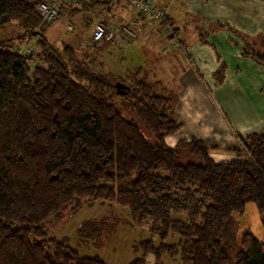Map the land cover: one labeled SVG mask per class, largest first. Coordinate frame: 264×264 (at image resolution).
<instances>
[{
	"label": "trees",
	"instance_id": "1",
	"mask_svg": "<svg viewBox=\"0 0 264 264\" xmlns=\"http://www.w3.org/2000/svg\"><path fill=\"white\" fill-rule=\"evenodd\" d=\"M40 1L0 0V30L15 33L0 38V264H105L43 229L50 216L83 199L126 207L134 224L147 223L159 235L158 245L139 241L142 255L129 264H143L147 254L156 264L163 254L178 255L182 264H264V241L252 233L241 236L234 254V237L229 245L223 241L232 212L246 201L264 212V119L261 131L236 134V159L214 161L208 151L218 145L194 136L168 146L165 137L182 123L166 88L147 81L140 65L131 78L93 71L88 49L109 52L113 43L91 36L82 56L70 44L51 45L44 37L49 22L34 11ZM111 3L88 1L104 12ZM85 9L82 4L71 14ZM169 21L165 12L164 21L150 23L167 33ZM24 41L31 49L21 53ZM241 55L264 66V39L260 48L245 40ZM225 68L221 63L213 71L216 84ZM115 96L133 99L125 105L131 117ZM187 154L195 161H183ZM99 224L86 221L79 232L95 238ZM170 231L180 239L164 243Z\"/></svg>",
	"mask_w": 264,
	"mask_h": 264
},
{
	"label": "crops",
	"instance_id": "2",
	"mask_svg": "<svg viewBox=\"0 0 264 264\" xmlns=\"http://www.w3.org/2000/svg\"><path fill=\"white\" fill-rule=\"evenodd\" d=\"M88 1L90 0L69 3L68 17L80 13L75 11L71 14V9H79L82 4L86 8L95 9L88 5ZM112 2V9L106 11L110 18L115 16V19L128 21L131 17L138 16L128 5L124 6L122 3L118 6L117 2ZM155 4L161 6L169 16V22L180 36L179 44L175 46L185 50L186 59L192 66L196 68L195 64L206 61L224 63L226 66L222 82L215 86V93L212 91L216 106L202 90L201 83L204 78L211 79L215 67L205 69V75H200V70L198 68L193 70L191 66L190 72L186 74V87L181 91V101L177 106L178 118L181 120L183 118L185 125L183 126L181 122L182 128L178 132L165 137L167 145L172 147L180 139L189 140L192 136L204 135L210 138V141L202 139L206 143L216 142V145L222 146L220 143L227 141L229 146H237L236 134L244 136L248 132L260 131L264 119V67L256 64L251 58L242 56L241 46L247 40L254 47H261L264 39V0H155ZM82 18L84 19L83 15ZM83 21L84 29H89L88 37L91 39V25L87 20H82V23ZM154 29L157 34L162 35L158 34V37L154 36L151 40L148 38L141 40L143 41L140 42L141 48L144 49L151 44L160 48L166 47L162 44L168 38L164 37L166 34L160 31L158 23L149 22L145 25V34L147 32V36L151 33L153 35ZM204 36L207 39L206 43L200 41ZM123 43L125 41L118 45ZM209 46L217 47V51L209 49ZM175 53L167 52L170 56L167 57L169 62L165 66L166 70H168L166 67L172 70L178 64L182 69L184 63L180 62V55ZM159 70L162 68L159 67ZM213 80L215 83L214 77ZM195 95L206 98L203 105L196 103ZM190 132L193 133L192 136L189 135ZM216 152L215 149H209L208 154L214 161H227L217 159L221 151ZM228 158L232 160L236 159V156Z\"/></svg>",
	"mask_w": 264,
	"mask_h": 264
},
{
	"label": "rangeland",
	"instance_id": "3",
	"mask_svg": "<svg viewBox=\"0 0 264 264\" xmlns=\"http://www.w3.org/2000/svg\"><path fill=\"white\" fill-rule=\"evenodd\" d=\"M153 2L156 6L155 0H153ZM122 3L125 6L124 2H117L118 6H120ZM69 5L70 4L62 5V10L64 11H61L60 14L58 12L59 15L57 14L52 21H49V24L44 31V37L51 45L55 46L56 48L70 44L74 46L76 52L82 56V54L86 53H82L83 48L85 46L89 47L93 45V42H90L88 37L89 29H84V21L82 23V20H86L82 18V15L84 16V12H88L89 10H85L82 13L80 12L76 15L68 17L67 9ZM158 8L162 7L159 6ZM162 10L164 9L162 8ZM92 11H100L101 14L107 18H110L106 12L101 9L99 10L92 8ZM134 11L135 10L132 9V12ZM117 20L120 21V18ZM148 23L149 22H146L145 25H148ZM145 25L143 27V33L136 39L126 38L114 42V45L110 46L109 52H98L94 49H91V51H89V57L94 56L95 60L91 61L89 67L95 72L102 71L103 73H116L123 76L129 75L131 78V74L133 73L135 66L140 65L145 70L140 71V73L145 74L147 81L155 82L158 89L165 87L166 92L172 95L174 112L178 118L179 114H177V106L181 101V91L184 89V87H186L187 84L186 74L187 72H190L192 65L186 59L185 50L179 49L177 47L179 41H176L174 38L170 37V39H165V42H163L162 45L166 47L163 48L156 47L153 44L148 46L145 44L146 47L144 49L141 48L140 42L143 43L141 40L146 38L151 40L152 37H158V34H160H157L156 30L154 29L153 35L151 33L149 36H147V32L145 34ZM68 26L70 29H68ZM6 29L12 30L10 26L6 27ZM11 33L12 31L3 33V31L0 30V38H10L15 34ZM165 34L166 36L164 37L166 38L167 33ZM1 35H4V38H2ZM122 41H125V43L118 45V43ZM24 42L25 43L23 46H19L18 49L21 53L31 49L30 43L27 41ZM189 49L190 47L187 49V51ZM209 49L217 51V47L213 48L212 46H209ZM167 50L175 51V54L178 53L180 55V62L184 63L181 66L182 69L179 68V64L172 70H170L168 67H166L168 70L165 69V66H167L169 62L167 57L170 56L167 54ZM218 64L220 63H211L210 61H206L197 63L195 65L197 66L196 68L200 70V75H205V69L209 70L213 67L216 69ZM227 65L230 67L229 63ZM159 67L162 68L161 71H158ZM192 68L193 70L196 69L194 66H192ZM130 78L128 77V79ZM201 83L202 90L207 93L212 101H214L212 98V91L215 93L214 88L217 84L216 82L214 83L213 75L210 80L204 78L203 81L201 80ZM109 93L110 92H108V94ZM191 98H193V96H191ZM113 99L118 105H121L122 107L124 106L122 110L126 113V115H129L130 117L132 116L125 106L126 104L132 102L133 99L131 97L115 96ZM194 99L198 105H203L206 100L204 96L198 97L196 95L194 96ZM215 101L213 104L216 106ZM179 120L184 126V119L182 118L181 120L180 118ZM189 135L192 136L193 133L190 132ZM196 137L210 141L208 136L202 135ZM216 144L217 143L215 142V145ZM220 144L222 146L218 145L216 148H212L217 150L216 153L221 151L218 154L217 159L228 160V157L235 156L233 155L234 152L232 151V147H237L238 145L229 146L227 141H224ZM231 151L232 153H230ZM183 159V161H195V158L188 154L185 155ZM172 218L184 220L186 216L185 214H173ZM96 220H98L100 223L99 225L102 230V234L97 235L95 238H84L79 232L80 226L86 221ZM263 223L264 212L258 210L255 201L248 200L245 202V206L242 211L232 212L229 222L226 226L223 241L229 245L231 237H234L235 245L234 250L232 249V254H234L238 248L240 238L245 232H250L259 241H264ZM43 229L46 232L47 237L64 242L81 256L97 257L105 264H129L130 262L139 258L142 255V251L139 247H137V243L139 241L151 239L154 245H158L161 242L159 235L151 231L149 224H134L131 220L128 208L119 206L118 204L109 201H91L83 199L80 201L79 205L72 203L60 213L50 216L44 223ZM179 239L180 235L178 233L170 231L163 242L174 243ZM155 262L154 255L147 254L143 264H156ZM158 264L182 263L180 262L178 255L170 256L163 254Z\"/></svg>",
	"mask_w": 264,
	"mask_h": 264
},
{
	"label": "built area",
	"instance_id": "4",
	"mask_svg": "<svg viewBox=\"0 0 264 264\" xmlns=\"http://www.w3.org/2000/svg\"><path fill=\"white\" fill-rule=\"evenodd\" d=\"M79 1L81 0H41L36 4L34 11L41 22H49L56 17L62 5ZM112 1L124 2L126 5L134 9L138 16L133 17L128 21H118L117 19L107 18L101 14L100 11H92V9H88V12H84V17L91 22V36L96 41H105L114 44V42L126 38L134 39L143 33V27L146 22H150V20L164 21L166 11L155 6L153 0ZM68 29H70V27ZM165 31L171 38L179 41V33L172 29L171 24L166 25Z\"/></svg>",
	"mask_w": 264,
	"mask_h": 264
},
{
	"label": "water",
	"instance_id": "5",
	"mask_svg": "<svg viewBox=\"0 0 264 264\" xmlns=\"http://www.w3.org/2000/svg\"><path fill=\"white\" fill-rule=\"evenodd\" d=\"M116 88L120 94H125L127 91L126 87L122 84H119V83L116 84Z\"/></svg>",
	"mask_w": 264,
	"mask_h": 264
}]
</instances>
